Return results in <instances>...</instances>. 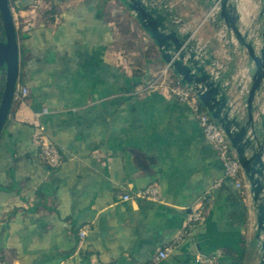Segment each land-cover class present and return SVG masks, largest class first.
Returning a JSON list of instances; mask_svg holds the SVG:
<instances>
[{"label":"crops","instance_id":"obj_1","mask_svg":"<svg viewBox=\"0 0 264 264\" xmlns=\"http://www.w3.org/2000/svg\"><path fill=\"white\" fill-rule=\"evenodd\" d=\"M155 1L229 75L247 118L254 66L209 1ZM237 1L242 26L255 30L261 0ZM36 4L10 0L17 88L29 93L14 99L0 135V264H197L196 254L216 253L221 264H259L251 197L225 176L197 114L165 90L143 89L166 63L134 13L122 0ZM253 111L264 112V89ZM39 133L60 147L57 167L40 158ZM153 183L160 201L134 196ZM204 195V219L157 259Z\"/></svg>","mask_w":264,"mask_h":264},{"label":"water","instance_id":"obj_2","mask_svg":"<svg viewBox=\"0 0 264 264\" xmlns=\"http://www.w3.org/2000/svg\"><path fill=\"white\" fill-rule=\"evenodd\" d=\"M208 1L211 11L216 12L217 26L225 25L254 66L246 98L247 118H244L236 99L229 92V75L222 74L214 56L206 47L197 44L191 32L180 30L165 2L122 0L158 48L172 74L182 84L192 88L227 135L246 176L255 213L259 264H264V112L255 116L253 111L255 94L264 89V0H261L259 15L261 23L255 30L242 26L237 0ZM0 14L3 21L0 28V73H4L0 100L1 135L17 91L20 46L10 0H0Z\"/></svg>","mask_w":264,"mask_h":264},{"label":"built area","instance_id":"obj_3","mask_svg":"<svg viewBox=\"0 0 264 264\" xmlns=\"http://www.w3.org/2000/svg\"><path fill=\"white\" fill-rule=\"evenodd\" d=\"M47 0H37L36 7H40ZM143 89H162L170 95L177 98L180 102L188 105L196 114L203 130L206 139L213 145L214 149L218 152L224 167L225 176L234 181L235 187L239 190L240 194L246 199L250 196L248 183L244 171L239 163L231 143L217 122L211 117L210 113L201 108L202 104L198 99L196 93L188 85H184L180 80L172 74L169 67L166 65L164 69L159 71L157 75L151 79ZM29 90L27 87L17 88L14 98H24L28 95ZM237 104H239L237 102ZM47 108L44 112H47ZM38 143L40 158L47 163L50 167H57L62 161V151L58 145L50 141L43 133L38 134ZM222 185V180L218 179L214 183V187ZM136 198L147 199L151 201H160V189L156 183L137 191L134 195ZM131 198V195H124V199ZM210 204V199L207 195L201 197L191 208L187 215V220L184 229L176 237L175 243L164 247L157 253V259H165L173 251L175 244L180 242L185 235L188 234L189 227L194 223L200 222L204 219L206 210ZM87 235V229L79 231L81 240ZM221 253L214 255L196 254L195 262L197 264H221Z\"/></svg>","mask_w":264,"mask_h":264},{"label":"trees","instance_id":"obj_4","mask_svg":"<svg viewBox=\"0 0 264 264\" xmlns=\"http://www.w3.org/2000/svg\"><path fill=\"white\" fill-rule=\"evenodd\" d=\"M47 1H49V0H47ZM51 13V12H50ZM2 25H3V21H2V17H1V14H0V27H2ZM3 82H1L0 83V99H1V96H2V91H3ZM148 83H146V85H147ZM14 99H16V98H14ZM201 105V108H203V105L202 104H200ZM241 195V194H240ZM242 196V195H241ZM243 197V196H242Z\"/></svg>","mask_w":264,"mask_h":264},{"label":"rangeland","instance_id":"obj_5","mask_svg":"<svg viewBox=\"0 0 264 264\" xmlns=\"http://www.w3.org/2000/svg\"><path fill=\"white\" fill-rule=\"evenodd\" d=\"M209 17H210V16H209ZM213 17H215V14L213 15ZM207 18H208V16L205 17V19H207ZM163 69H164V68H163Z\"/></svg>","mask_w":264,"mask_h":264}]
</instances>
